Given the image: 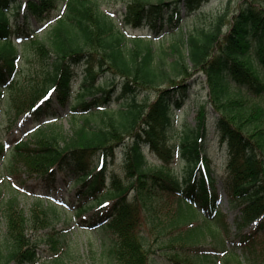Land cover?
Instances as JSON below:
<instances>
[{
	"label": "trees",
	"instance_id": "16d2710c",
	"mask_svg": "<svg viewBox=\"0 0 264 264\" xmlns=\"http://www.w3.org/2000/svg\"><path fill=\"white\" fill-rule=\"evenodd\" d=\"M207 1L124 0L125 25H148L160 33L167 23L162 37L168 35L169 43L156 44L129 36L103 0H26L23 9L22 0H0V100L8 89L16 115L27 113L35 123L57 115L55 98L71 110L70 130L48 120L33 132L35 143L21 139L9 150L0 143L7 172L16 173L24 164L29 176L47 183L46 201H51L44 204L36 192L30 218L19 207L18 195L5 201L0 264L37 262L39 229L65 209L50 197L59 173L70 188L79 184V219L107 231L113 264H154V231L165 241V252L176 250L171 255L179 264L218 259L220 264H263L252 248L264 231V0H243L237 12L225 10L209 27L183 30L185 15ZM51 15L55 21L38 36L32 19ZM27 45L34 50L36 68L22 83L17 71ZM81 65L84 77L76 88ZM197 72L207 77L210 99L200 106L196 127L175 145L169 135L172 112L185 104ZM115 97L123 98L118 107L111 106ZM208 105L217 113L216 127L229 151L222 183L230 208L240 211L236 226L241 230L257 221L240 235L247 258L232 253L211 227L219 221L230 232L203 142ZM118 151L124 178L108 166ZM148 152L161 162H152ZM178 156L187 166L183 176L172 166ZM107 198L113 201L103 205ZM96 204L102 206L85 218ZM164 209L166 216L173 213L158 227L154 220ZM30 227L36 234L28 233ZM208 233L215 241L211 248L201 245ZM48 238L57 250L60 239Z\"/></svg>",
	"mask_w": 264,
	"mask_h": 264
},
{
	"label": "rangeland",
	"instance_id": "374dc122",
	"mask_svg": "<svg viewBox=\"0 0 264 264\" xmlns=\"http://www.w3.org/2000/svg\"><path fill=\"white\" fill-rule=\"evenodd\" d=\"M26 0H22V4ZM105 6L111 8L115 15L121 20L120 27L124 28L130 35H142L153 38L156 44L162 40L166 44L170 39L168 35L163 33L167 32L168 26L165 24L161 29L160 39L157 38L156 29L146 27L145 29H134L125 26L122 22L121 16L125 12L126 6L124 0H103ZM243 0H208L205 2L195 13L191 15H185L183 22V30H190L195 25L209 27L212 21L217 15L225 10L231 11V14L237 12L239 4ZM23 9V8H22ZM23 11V10H22ZM55 16L51 15L44 20L37 22L35 18L32 19L33 28L38 33V36L43 34L51 27L54 22ZM22 21V18H21ZM159 24V22H158ZM162 37V38H161ZM36 68L34 50L29 45L25 48V53L19 60V70L17 71V77L21 79V82H27L29 73ZM84 66L81 65L77 69V77L75 79V87L78 88L82 77L84 75ZM191 86L189 89L188 98L185 104L181 108H176L172 112V123L170 126V140L173 144H178L179 139L183 136L187 129L195 128L197 125L198 113L200 106L206 104L210 99L209 86L207 83V77L202 72H197L190 80ZM9 90H4V95L0 100V143L6 145V149H10L21 138L28 140L31 143H35V137L31 133L37 128V124L34 123L32 117L25 114H17L15 109L10 105ZM123 98L115 97L112 101L114 106H118L122 103ZM207 105V104H206ZM57 123L64 124L67 130L71 129L70 120V107L57 105ZM208 122L207 128L204 133V147L211 158V167L213 176L216 179V186L220 195V209L225 214V220L229 226L230 232L227 233L226 229L219 221L211 225L212 229L219 233L220 237H224L227 248L232 252L238 254L241 258H247L244 246L241 244V233L246 234L255 223H251L239 230L236 226V219L240 211L230 208L227 194L224 190L222 178L227 173V160H228V148L227 144L221 139V135L216 127L217 113L209 105L207 106ZM148 156L151 161L156 163L160 162L158 157H154L150 152ZM109 169L116 171L120 176H125V168L123 164V157L121 151H119L114 158L109 160ZM175 172L180 176L186 173L187 166L185 161L177 157L172 164ZM4 161L0 159V209L5 201L13 194L18 195L19 207H21L26 215L30 218L32 209L37 202L36 192H41L45 195L47 189V183L36 176H29V171L24 164H21L17 168L16 173H8L5 168ZM70 180V179H69ZM56 185L58 187L57 192L53 196L55 201H60L63 196L69 202V206L65 209L60 208V215L54 219L52 224L45 228H40V242L39 258L35 264H113V256L109 253L110 242L104 238L107 231L104 229H97L92 225H88L82 222L78 215L75 214L78 197L76 196V190L79 188V184L69 187L68 183L64 180L62 174H58L56 179ZM107 204H110L113 200L107 198ZM44 204H51L43 201ZM97 204L89 207L83 216L89 218L95 211H97ZM168 211L162 210L160 212L161 218L155 219L158 227H163L167 224L166 217L172 216L170 214L165 215ZM168 217V218H169ZM163 221L164 223L162 224ZM4 222V220H3ZM1 224L2 232L6 231L5 222ZM147 222L152 223L150 219ZM33 229H28L29 234H33ZM35 233V232H34ZM2 234V233H1ZM36 234V233H35ZM161 235V234H160ZM48 236H56L60 239L61 244L57 245V250L52 249V241ZM54 238V237H53ZM258 242L256 246L252 248L254 253L258 254L260 261L264 264V231L258 234ZM152 239V255L154 258V264H179L172 257V253L176 250L170 249L164 251L162 236L155 231L151 235ZM215 241L213 236L208 233L202 239L201 245L211 248ZM251 252V251H250ZM256 256V255H255ZM196 262V263H195ZM195 264H203L200 261L195 260ZM221 259H218L216 263L210 262L209 264H220ZM15 264V263H11ZM252 264V263H251Z\"/></svg>",
	"mask_w": 264,
	"mask_h": 264
}]
</instances>
